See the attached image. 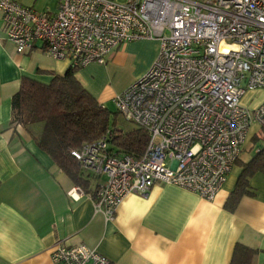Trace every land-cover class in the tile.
Returning a JSON list of instances; mask_svg holds the SVG:
<instances>
[{
  "label": "built area",
  "instance_id": "built-area-1",
  "mask_svg": "<svg viewBox=\"0 0 264 264\" xmlns=\"http://www.w3.org/2000/svg\"><path fill=\"white\" fill-rule=\"evenodd\" d=\"M49 14L0 0L7 38L16 52L41 42L46 55L71 66L104 63L119 44L157 39L149 68L112 98L122 117L147 134L138 157L118 153L109 129L71 149L80 167L103 176L80 186L106 220L129 193L156 182L212 200L225 183L253 127L264 125V97L247 106L246 91H264V0H56ZM53 264H110L84 243H56Z\"/></svg>",
  "mask_w": 264,
  "mask_h": 264
},
{
  "label": "crops",
  "instance_id": "crops-1",
  "mask_svg": "<svg viewBox=\"0 0 264 264\" xmlns=\"http://www.w3.org/2000/svg\"><path fill=\"white\" fill-rule=\"evenodd\" d=\"M15 1L49 14L57 10L56 0ZM42 46L38 41L31 49L16 52L0 11V264H53L50 252L56 243H84L110 264H229L237 242L256 249L253 263L264 264V171L248 178L250 194L241 196L233 210L224 205L239 163L212 200L156 182L143 195H125L113 219L106 220L94 210L88 194L71 197L68 191L76 183L22 125L11 120V98L22 78L47 84L69 67L68 61L46 55ZM158 49L157 39L124 42L104 63L81 65L75 75L104 105L145 73ZM126 70L130 78L122 86L104 83L105 77L114 80ZM250 92L251 105L264 97L262 90ZM257 129H252L246 144ZM88 178L84 189L89 192L104 180Z\"/></svg>",
  "mask_w": 264,
  "mask_h": 264
},
{
  "label": "trees",
  "instance_id": "trees-1",
  "mask_svg": "<svg viewBox=\"0 0 264 264\" xmlns=\"http://www.w3.org/2000/svg\"><path fill=\"white\" fill-rule=\"evenodd\" d=\"M77 68L69 64L64 73L54 75L47 84L22 78L11 98V120L22 125L37 146L47 152L77 186L89 192L84 188L91 179L84 174L70 150L100 138L109 129L110 141L118 153L138 157L145 148L147 134L142 127L125 120L117 110L131 125L120 130L111 127L109 111L78 81ZM258 140H264V125L250 138V149L256 146L255 153L247 161L238 156L234 162L240 164V171L224 205L229 210L235 208L241 196L250 194L248 178L256 171H264V146H258ZM256 252L237 242L229 264H255L252 258Z\"/></svg>",
  "mask_w": 264,
  "mask_h": 264
},
{
  "label": "rangeland",
  "instance_id": "rangeland-1",
  "mask_svg": "<svg viewBox=\"0 0 264 264\" xmlns=\"http://www.w3.org/2000/svg\"><path fill=\"white\" fill-rule=\"evenodd\" d=\"M122 1V0H121ZM130 73L128 70L120 73V75H118L117 79L116 77L114 78V80H111L110 77H105L104 78V83H107L111 86H113V83L115 82V84L117 86H122L125 82H127L130 78ZM253 92L250 91H246L245 95L242 98V102L243 104L250 106L253 103ZM104 106L105 108L109 111V125L111 127H114L116 129H125L127 127H129L131 124L125 122L122 117L116 112V108L114 106V103L112 102L111 99H108L106 102H104ZM256 128V127H253ZM258 133H259V129H257ZM250 143V144H249ZM245 145L244 149L240 151L239 153V158L242 161H246L248 160L249 157H251V155L253 153H255L256 150V146L253 147V149H250V146L252 145V142H249ZM257 145L258 146H264V140H258L257 141ZM237 170V166L233 165L232 167V171L235 172ZM84 174L88 177H91L92 173L84 171Z\"/></svg>",
  "mask_w": 264,
  "mask_h": 264
}]
</instances>
